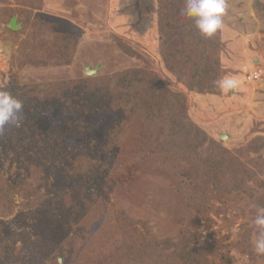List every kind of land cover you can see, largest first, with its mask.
Returning a JSON list of instances; mask_svg holds the SVG:
<instances>
[{
  "label": "rangeland",
  "instance_id": "rangeland-1",
  "mask_svg": "<svg viewBox=\"0 0 264 264\" xmlns=\"http://www.w3.org/2000/svg\"><path fill=\"white\" fill-rule=\"evenodd\" d=\"M171 1L176 10L158 0H0V90L23 103L18 121L29 118L97 184L80 198L76 178L42 158L47 143L38 156L20 125L0 128V264H264L252 245L253 205L264 207V0H227L206 61L194 64L183 61L202 52L203 36ZM131 72L136 100L123 97ZM87 77L98 84L82 85ZM174 97L190 133L173 152L183 161L148 166L139 150ZM109 98L122 108L106 111ZM64 99L74 114L60 111ZM151 99L158 105L144 109Z\"/></svg>",
  "mask_w": 264,
  "mask_h": 264
},
{
  "label": "trees",
  "instance_id": "trees-1",
  "mask_svg": "<svg viewBox=\"0 0 264 264\" xmlns=\"http://www.w3.org/2000/svg\"><path fill=\"white\" fill-rule=\"evenodd\" d=\"M181 1L184 2V0H181ZM158 6L160 8L159 10H161V9L162 10L166 9V11L169 9L170 10H176V7L174 6V4H172L171 0H158ZM179 16H180V18H178L179 20L184 19V17L181 15V11H179ZM172 17H173V15H172ZM185 25L186 24H181V25H179V28H181L183 30L185 28ZM190 35L192 37L196 36L193 33ZM215 35H217V33ZM209 39H213V38L212 37L211 38L203 37V40H201V41L197 39L196 42L198 43V46H202V52L199 54L197 53L198 56H193V59H192L193 54H189V55L187 54L188 56H190V59L183 61L184 64H191V63L194 64V63L198 62V60L203 59V58H204L203 61H206V59H207L206 57L208 55L207 54V52H208L207 45H209L211 43V41ZM181 56H183V58L185 57V55L183 53L176 54V58H179ZM175 62H177L178 64L181 63V62H178L176 60H175ZM178 64H176L177 67L179 66ZM206 72L211 73L212 72V66L208 67ZM130 74L132 75V77L129 79L128 85L126 82H124L126 89L124 88L125 94L123 95V97L124 98H130L131 100H136L135 97L138 95V94H136V91H137L136 89H137V86L141 83V80L139 78L136 79L137 72H131ZM200 75L201 76L199 78V81H201V84H199L198 86L202 85V80L207 78V76H205V75L202 76V73H200ZM127 76L128 75L125 74L124 79ZM193 76L197 78V76L195 74H193ZM121 81L123 82V78L121 79ZM87 83L89 86H92V87L98 84V82H97V80H95V78H90V77H87L85 79V82H82V85L87 86ZM128 90H131V91L134 90V91L132 92L131 95H128L129 94ZM8 92L11 93L14 97L17 95L16 92H14L12 89H10ZM96 95L97 94H93V97H95ZM121 97H122V95L120 94L119 98H121ZM155 98H156L155 94H153L152 99H155ZM152 99L148 105H146V104L144 105V109L146 108V106L150 109V108H155L158 105ZM176 99L178 102L177 107L174 106L175 97H174V101L172 102V105L175 107V110L174 109L172 110V108L170 106H167L166 108L163 109V110L167 111V115L170 116L169 117L170 119L165 124L162 123V125H158V127H155L156 133L153 136H151L149 141H147L145 143L144 147H142L139 150V152L143 151L145 160H147V159L152 160V164L148 165V166L157 165L158 167H163L164 165H166V167H167V166H171L172 164L177 165L178 162L183 161L182 159L181 160L179 159L180 155L177 156L176 154H173V152L175 151L174 149H177L179 147H183L181 145L184 144L185 140L190 141V139H189L190 133H189V137H188L187 133H188L189 128H187L188 124L185 123V120H184V116H185L184 102L178 101V97H176ZM61 100H63V98H61ZM111 102H112V100H111V98H109L108 99L109 105H107L108 107L105 108L106 111L107 110H117L119 108H122V107H120V105H117V104L113 105V103H111ZM72 104H73V102L70 99H64V101H61V104H59L58 107L60 108V111L62 113H68L69 112V113L74 114L72 112L73 111L72 110V107H73ZM135 104L137 105V103H135ZM43 110L35 111L37 113L38 117L40 115H42V116L46 115L47 116V114ZM28 111H30V109L26 110V112H28ZM174 111H177V113ZM43 112H44V114H43ZM34 117L37 118L36 115H34ZM16 125H20L19 135L23 133L26 136V137H23L22 141L25 142L26 144H28L29 147L32 148V150L35 153H38V156H39V151H43L42 145L47 143V146H45L47 148L46 152H45L46 154L43 155L42 158L46 157L47 155H51L52 157L50 159H47V161H49V163H52L56 167L62 166L65 170L67 169L68 173L71 176H73L74 178H76V182H74V181L72 182L75 184V185H73L74 187H78L80 185L83 186L79 190L80 198L86 194L88 196L90 195V197H88V198H92L91 191H90L91 185L88 186V184H95V186L97 184H96V182H93L91 174L88 171L89 169H86L87 166L85 164H82L81 161H76L75 158L70 159L69 157H67L69 155H67L64 150L59 149L57 147V145L54 143V141L49 140L47 138L43 139V137L38 133V131H36L35 123H33L29 118H27L24 121H23V119H21L20 121H18L16 123ZM164 136L168 140L169 145L172 144L171 148H169L167 146V143H165V141H163ZM115 138H117V137H115ZM41 139L43 141H41ZM180 139H184V141L178 145ZM152 148L155 150L153 151ZM150 149H152V151H150ZM178 152H179V150H178ZM193 152H194V149H193ZM29 159L32 160L31 157H29ZM43 161H45V160H43ZM157 161L159 163L156 164ZM133 163L136 166H139L138 165L139 154L135 156ZM73 172H75V174H73ZM25 185H27L26 182H25ZM92 192H94V193L96 192L95 187H94ZM175 258L176 257H171L170 260L173 261ZM145 259H150V258L141 257V262ZM153 260L156 261V259H153ZM171 264H173V263H171Z\"/></svg>",
  "mask_w": 264,
  "mask_h": 264
},
{
  "label": "clouds",
  "instance_id": "clouds-1",
  "mask_svg": "<svg viewBox=\"0 0 264 264\" xmlns=\"http://www.w3.org/2000/svg\"><path fill=\"white\" fill-rule=\"evenodd\" d=\"M227 11V0H184L181 15L193 22L201 36L211 38L223 28ZM227 86L232 85L228 83ZM23 107V103L11 93L0 90V128L17 123ZM253 207L255 215L252 220V245L257 256H264V207Z\"/></svg>",
  "mask_w": 264,
  "mask_h": 264
},
{
  "label": "water",
  "instance_id": "water-1",
  "mask_svg": "<svg viewBox=\"0 0 264 264\" xmlns=\"http://www.w3.org/2000/svg\"><path fill=\"white\" fill-rule=\"evenodd\" d=\"M13 27H14V19L11 20L10 25H9L10 29H13ZM95 73H96V71H93L90 68L86 69V75H88V76H93V75H95Z\"/></svg>",
  "mask_w": 264,
  "mask_h": 264
},
{
  "label": "built area",
  "instance_id": "built-area-1",
  "mask_svg": "<svg viewBox=\"0 0 264 264\" xmlns=\"http://www.w3.org/2000/svg\"><path fill=\"white\" fill-rule=\"evenodd\" d=\"M260 75H261V74H260V71H254V72H252V74L250 75V76H252V77L249 76V78L251 79V81L258 80L259 77H261Z\"/></svg>",
  "mask_w": 264,
  "mask_h": 264
},
{
  "label": "bare ground",
  "instance_id": "bare-ground-1",
  "mask_svg": "<svg viewBox=\"0 0 264 264\" xmlns=\"http://www.w3.org/2000/svg\"><path fill=\"white\" fill-rule=\"evenodd\" d=\"M260 74H262V73L260 72Z\"/></svg>",
  "mask_w": 264,
  "mask_h": 264
}]
</instances>
